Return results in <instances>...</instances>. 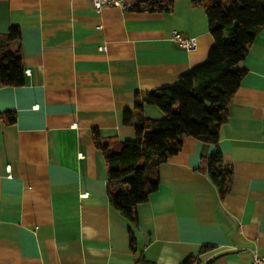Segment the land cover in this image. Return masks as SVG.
<instances>
[{
  "label": "crops",
  "instance_id": "obj_1",
  "mask_svg": "<svg viewBox=\"0 0 264 264\" xmlns=\"http://www.w3.org/2000/svg\"><path fill=\"white\" fill-rule=\"evenodd\" d=\"M21 30L26 83L0 86V264H251L264 257V27L241 66L219 147L229 192L200 170L215 145L185 136L159 167V188L130 222L109 201L108 165L94 143L131 139L137 94L172 85L214 43L202 6L128 11L93 0H0V33ZM174 30L194 37L186 50ZM105 47V49H103ZM15 112L14 122L1 114ZM149 118L164 113L147 104ZM82 154V156H80ZM11 166V176L6 167ZM204 246H212L200 253ZM200 253V254H199Z\"/></svg>",
  "mask_w": 264,
  "mask_h": 264
},
{
  "label": "trees",
  "instance_id": "obj_2",
  "mask_svg": "<svg viewBox=\"0 0 264 264\" xmlns=\"http://www.w3.org/2000/svg\"><path fill=\"white\" fill-rule=\"evenodd\" d=\"M176 1L124 0L123 7L134 12L170 13ZM190 1L205 10L214 39L206 60L182 74L176 83L136 95L135 111L123 113V122L135 127L134 138H105L97 129L93 131L94 143L108 165L109 201L130 222L133 251L134 228L139 227L137 205L147 202L159 188V167L182 149L185 136L215 145L211 155L203 158L200 170L207 173L221 198L229 192L233 180V167L224 161L218 143L232 98L247 73L241 62L264 27V0ZM25 83L21 30L11 26L0 33V86ZM147 104L158 106L164 115L147 117ZM1 116L9 123L16 119L15 112ZM211 247L204 246L200 253ZM138 261L148 264L144 258ZM198 263L199 256L195 255L181 264Z\"/></svg>",
  "mask_w": 264,
  "mask_h": 264
},
{
  "label": "built area",
  "instance_id": "obj_3",
  "mask_svg": "<svg viewBox=\"0 0 264 264\" xmlns=\"http://www.w3.org/2000/svg\"><path fill=\"white\" fill-rule=\"evenodd\" d=\"M94 5L98 11H102L105 7L115 6L123 7L124 0H93ZM172 39L177 41L186 50H194L197 47V40L194 37H186L179 31L174 30L172 33ZM105 49V47H103ZM82 156V154H80ZM6 170L11 176V166L7 165ZM251 264H264V257L254 256Z\"/></svg>",
  "mask_w": 264,
  "mask_h": 264
}]
</instances>
